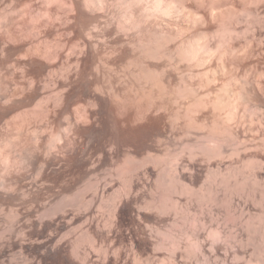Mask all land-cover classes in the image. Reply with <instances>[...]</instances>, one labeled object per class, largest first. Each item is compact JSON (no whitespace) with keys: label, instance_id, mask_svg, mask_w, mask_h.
<instances>
[{"label":"bare ground","instance_id":"bare-ground-1","mask_svg":"<svg viewBox=\"0 0 264 264\" xmlns=\"http://www.w3.org/2000/svg\"><path fill=\"white\" fill-rule=\"evenodd\" d=\"M110 1H112V4L118 1V4L111 5ZM116 1L0 0V222L3 221L4 214L6 215L5 211H7L8 220L5 216V222L9 223L8 226L5 223L7 227L4 224V228L0 227V264L11 260L21 264L33 263L35 255H22L20 252L19 256L7 259L5 258V252L9 248H19L20 251L21 249L30 248L34 250L39 247L38 245H45L46 240L57 242V240L61 241L64 236L70 234L74 236H72L73 240H71L70 246L71 251L74 253L78 245L76 235L83 232V230L86 233L85 229L90 228L88 223L91 225V220H93L91 218L95 217L93 216L95 210L103 208L106 213L109 211H106V209L109 207L107 203H109L108 198L110 195L108 197L104 196V188L107 184L104 183L103 189L102 185L100 189L103 191H101L94 180L98 163L97 158L95 159L97 148L94 147V141L96 116L100 112L103 102H121L126 98V96L123 99L119 98L121 97L120 94L113 90V83H111L113 74L110 68L108 71L106 70L107 72L102 68H105L106 63L112 59L111 56H116L115 59L120 58V61L122 58V62L126 61H124L126 64L124 63V68H121V71L127 76L123 77L129 78L125 79L126 83L123 85H125L126 94L129 93L127 97L129 96L134 105L131 107L125 105L127 108L122 109L123 112L120 115L118 114L120 117L118 124L128 128L138 125L142 121L146 114L143 112L141 102L144 99L146 100L147 96L144 98V95L147 93L148 96L150 93H157L158 97L155 95L149 97H156V100L159 98L158 101H175L174 103L177 100L181 101V99L185 101V98L190 94L193 99L192 102H187V109L185 108V110L188 112L184 117L190 111L191 113H193L192 111H200V115L201 112L202 115L204 114L203 119H208L209 115L206 110L209 109L211 120L208 125L206 123L209 121L204 122L197 118L198 121L194 117L189 120L186 118L189 122L186 125L187 128H184V132L188 134L189 132L200 133L203 131L202 129L209 126V133L206 136L217 142H215L216 145L207 147L195 141V143L191 142L190 144L189 140L187 143L190 146L192 145L189 149V155L196 157L197 154L200 153V156L202 153V155H206L205 157H222L220 160L217 158L219 161L214 164V168L211 169L212 165L207 168L210 173L206 176L209 186L208 195L206 194V196L213 198V193L215 194L216 190L215 186H218V183L229 184V182H233L236 184L239 181V186H244L249 180V183L252 181L255 187L264 186V137L261 135L262 137L259 138V142H261V146H259L261 152L259 153V151L249 152L253 150L251 149L252 145L247 142V139L250 138H239L238 136L239 130L242 133V128H244V135H249L248 132L254 134V129L252 130L250 127V124L253 125L251 121H254V118L258 121L255 123H258L260 128L264 130V65L263 67L261 65L260 69H257L258 71L255 70L258 73L256 75L257 79H252L248 73L251 74L250 72L253 71V61L252 65H249L251 71L246 70L247 75L240 81V86L238 84L239 79L236 82L237 84L235 83L239 86H235L237 89L233 88L231 90L230 87V91L226 89L229 93H226V97H223L224 93L223 98L217 95L213 98L208 97L213 92L217 93L213 89H211L213 92L209 91L210 88L204 90L205 94L201 97L197 94L203 86V81L207 84H216L217 76L226 74L229 71L228 65L230 63L228 64V62L230 60L235 63L237 59H243L252 54L254 40L258 36L260 37L259 34H264V0ZM259 30H262V32ZM255 51L257 53V50ZM97 54L101 55L98 59L95 58ZM259 55L256 58L254 67L260 61L264 64V50L261 48ZM94 59L97 61L95 60V62ZM234 65L236 64H233L235 69ZM178 77L182 78L183 82L184 78L186 80V77H188L191 83L189 82L188 86L183 85V89H180L182 86H177L178 83L177 87L175 86L177 89L172 90L171 87L174 85L171 84ZM120 79L122 78L120 77ZM195 79L198 82L200 80L202 85H198L200 84L198 82V84H193L192 81L194 82ZM196 84L198 87L195 86ZM114 87L116 88V85ZM222 88L225 87L221 85V90ZM154 89H156V92L153 93ZM145 90L148 91L146 94ZM153 98L151 97V100ZM127 103L129 104V102ZM150 106L153 105L150 103ZM164 107L166 106L164 105ZM239 107L243 108L245 113L238 111ZM222 111H225V117L223 116L225 122L220 118ZM239 112L244 114H239ZM246 113L250 114L251 121L246 119ZM243 115L246 117H243ZM242 120L243 122H250L247 123L248 128H246L248 125H244L245 123L242 124L245 127L242 126L239 130L235 129L236 127L229 126L233 122H236V124L241 123ZM229 122L232 123L228 124ZM218 123L220 126H224L226 123L228 125L220 128ZM236 126L238 128L239 124ZM173 129L175 130V128L168 129L167 127V129L160 132L164 137L165 133H171L174 131ZM166 134L167 137L170 135ZM221 134H223L222 137L227 135L229 137L228 141L231 139L237 143L234 148L232 147L233 150L229 154H225L223 143L218 142L222 139L220 138ZM188 144L185 145L189 147ZM111 150L107 154L110 153L109 155H111ZM126 152L128 154L129 151L126 150ZM133 153V155H130V153L128 155L130 159L127 160H130V162H125L126 165L124 164V168L122 167L126 172L124 174H128V177L125 175L128 180L124 189V195L127 198L132 196V190L133 193L135 190L137 192L142 186L138 182V179L141 178L139 170L149 162H158L156 156L149 160L146 157L145 160L139 158L136 151H133ZM78 154H80V157ZM107 154H104L102 150L100 151V156H104V158ZM190 156H188L189 159H191ZM179 157L181 158V156ZM179 157L175 155V163L172 160L175 164H173V172L176 180L173 179V181L180 184L181 188H179L183 192L184 190L190 191L192 188H189L190 185L187 186V178L183 174L187 167L181 166ZM75 159H77V162L79 161V165L76 163L78 167H74V169L71 167V162ZM207 160V163H209L210 159ZM240 161L241 163L245 162L241 166L247 164V167H250L248 176H244L247 174L243 173L240 167L236 165V162ZM154 166H159V164ZM221 166H224L227 170L226 173L224 172L225 175L220 173ZM122 169L121 171H123ZM198 169L201 170L199 167ZM198 171L195 173L192 171L194 174L190 173L189 178L202 180ZM156 180H158L157 176ZM123 188H121L122 192ZM170 189L176 191L173 186ZM263 189H257L260 192L262 191L261 195L264 194ZM143 191H141L140 197L144 196ZM122 192L119 191L121 196ZM136 192L134 193L135 196H139L136 195ZM185 193L188 192L183 194L185 195ZM256 195L259 194L256 193ZM127 198L125 199L129 200ZM137 198L135 199L137 200ZM150 199L151 204H149L152 205L151 207L161 211L166 209L161 203L160 205L156 204V201H154L156 199L153 197H150ZM204 200L206 199L202 201ZM261 201L263 202V200ZM165 202H168V200ZM116 209L118 208H113L115 212ZM107 215L111 216L112 214ZM85 225H88L87 228ZM88 232L89 235L92 231ZM214 232L217 233L213 231V234ZM54 233L60 234V237L63 238L56 236L57 239L54 237ZM26 236L38 237V245L36 244L38 247L35 244L33 247V244L23 243ZM194 243L195 245L186 252L190 255L189 257L195 259L196 264H200L201 256L202 258L204 256L207 260V255L206 252L200 250L202 245L200 246L199 241H192V244ZM255 250L257 251V249ZM236 255V258L240 259L244 256L239 253Z\"/></svg>","mask_w":264,"mask_h":264},{"label":"rangeland","instance_id":"rangeland-1","mask_svg":"<svg viewBox=\"0 0 264 264\" xmlns=\"http://www.w3.org/2000/svg\"><path fill=\"white\" fill-rule=\"evenodd\" d=\"M111 2L112 1H110V3ZM114 4H118V1H116V3L114 2ZM114 4L111 3V5H114ZM259 31H258V34H259ZM260 32H262V30ZM262 34L263 33L259 34L260 37L258 36L259 38L257 37V39L254 40V46H253L254 50L253 51L257 50V53H256V51L255 52L252 51V54H250L246 58H243V59L240 58L239 60L237 59L235 61V63H232L231 62L232 60H230L228 62V64L229 63L230 64L228 65L229 71L227 70L228 72H226L227 75L225 73L218 75L216 78V80H217L216 84L210 83L211 84L210 85L209 83L207 84L206 82L203 81V86H201V88L199 87L202 92L199 89V91L197 93L198 96L201 97V95L205 94L204 90H206L207 88L209 90V88H210L209 91L213 92V90H214V91H217V93L213 92L208 97L213 98V96L215 97L216 95L219 97H222L223 93L225 94L223 97H226V93L229 94L228 90L230 88H231V90H233V88L237 89V88H235V86L236 87L238 86V85H236L237 84L236 82L239 79L240 80L238 81V84L240 86V81H242V79L245 78V76L247 75L246 70L251 71L249 65H252L253 61H254L253 65H252L253 71L250 72L251 74L248 73V75H249V77H252V79L253 78L255 79L257 77L256 75L258 74L257 71L260 69L261 65H262V67L264 65L263 62L260 61L262 64L260 62H258L257 64H255V67H254V63H256L255 61L257 60L256 58H258L260 56L259 55L260 54V48L264 50V34H263V36H261ZM252 55H255V56H252ZM100 56H101L100 54L99 55L97 54V56L95 58L98 59ZM111 57H112V59L110 61L109 60L108 61L111 62L112 64L108 62V63H106L105 68L104 67H102V68L105 71L106 70L108 71L110 68V71L113 74V76H112L113 78H111L112 79L111 83H113L112 84L113 90L117 94H120L121 97H119V98L123 99L126 96L127 99L125 98L124 101L122 100L123 101V102L121 101L122 103L120 101H112V103L110 101L109 102H106V101L103 102L104 104L102 105V107H100L101 108L100 112L96 116L98 118V119L96 118V132L97 133L95 132V141L96 142L94 141V147L97 148L96 154H95V159L97 158V160H98L97 167H96V173H95L96 175L94 174V180L98 184L99 189L102 187V185H103V187H102V189H103L104 185L107 184L105 186L106 188H104V196L108 197L110 195L108 198L109 203H107V206L109 205V207H107L108 209H106V211L109 210L110 213H108L109 211L106 213L103 208H99V209L97 208L95 210V212L93 213L94 214L93 216H95V217L91 218V219H93V220H91V222H92L91 225H90V223H88L91 229L87 228L88 225H85V227L87 228V229H85L86 233L82 229L83 232H80L76 235L78 245H77V247H76L77 249H76V251H74V253L71 251V248H70L71 243H72L71 240H73L74 236L72 234H70L71 236L70 235L64 236V239H62L60 241V240H57L60 237V234L57 235V233L56 234L54 233L53 234V235H55L54 237H56V236L58 237V238L56 237L57 239L55 238L58 243L56 241L50 242V241L46 240L47 243L44 242L45 245L40 246L37 244V242L39 240L38 237L26 236L23 243L31 244V245L33 244L32 245L33 247L35 244L36 247H38V246L39 247L37 249H34V250H33V248L25 249V250L21 249V251L19 248H17L19 251L16 248H12V249L9 248L5 252V255H6L5 258L8 259V258H12L13 256H19L20 252H21L22 255H35V260L33 261V263L31 262L29 264H160V263L161 264H163V263L164 264H175V263L176 264H193V263L196 264L195 259L192 257H189L190 255H188L187 252H188L189 248H191L193 245H195V243L192 244V241L193 242L199 241V244L201 243L200 246L202 245V247H200V250L203 251L204 253L206 252L205 254L207 255V258H206L207 260H205L204 256H203V258L201 256L200 264H264V233H263L264 232V226H263L264 225V194L261 195L262 191L260 192V190L259 191L257 190L260 188L262 190L264 186L262 187L260 185L259 187L258 186L255 187L252 184V181H250L251 184L249 183V180L247 181V183L249 185L246 183L244 186H239V181L236 184H234L233 182L232 183L229 182V184L228 183H225V184L224 183H222V184L218 183L219 185L216 184L218 186H215L216 190H215V194L213 193L214 196L211 195V196H213V198L210 196H206V194L208 195L207 190L209 188L207 181H206V176L209 175V173H210V171H207L208 170L207 168H210L211 165H212L211 169L214 168L215 167L214 164H216L217 161H219L222 157L221 156H218V157H216V156L215 157H208L207 156V157H205L206 155H202V153L200 156H199L200 153L199 154L196 153L197 154V155L195 154L196 157H192L189 155V152H190L189 149H191V147H192V145L190 146L191 142H194V141L199 142L203 146H207V147H212V145L213 146L216 145L215 142H217V141L214 142V141H212V139L209 136H206V134L209 133V126L208 127L206 126L204 129H202L203 131L200 133L189 132V134H188V133L184 132V130L187 128L186 125L189 122V121L187 122V120H189L190 118H193V117L196 120L200 119L204 122L209 121L208 123H206L209 125L210 120H211L210 119L211 118V116H210L211 112H209V109L206 110V112L208 111L207 114L209 115V118H208L209 120L203 119L204 117H202V116H204V114L202 115V112H201V115H200V111L199 112L198 111L197 112L192 111L193 113H191V111H190L188 114L190 117L188 115L186 117H184V115H186L188 112L187 110H185V108L187 109V104L189 102H192L191 101L193 99L192 95L189 94L190 96L189 95L188 96L190 98L188 99V96H187V98H185V101L184 100L182 101V99H181L182 102L180 100H177L176 103H174L175 101L169 102V101L164 100V102H165L164 103L163 100L158 101L159 98H157V100H156V97L153 98L154 95L157 96L156 95L157 93H155V94L150 93V95H153V96H151L153 98V100H151V97H149L150 95L148 96V93H147L148 91L145 90V94L146 93L147 94L144 95V98L146 96L148 97V99L150 98L148 101V99L146 97V100L142 99L143 102H141L142 103L141 106H143L142 107L143 112L146 114V115H144L145 117L142 119V121L139 122L140 124L139 123H138V125L136 124L137 126L133 125V126H130L128 128L122 127L121 124H118L119 123L118 119L120 118L119 115L121 114V112H123L122 109L127 108V107H131L133 105V102L129 98V96L127 97V95L129 93L127 92V94H126L125 85H123L126 83L125 79L129 78V77L128 78L123 77L126 75H124V72L121 71V68H124L123 65L126 61L123 59L125 62L124 61L122 62V58H121V61H120V58L115 59L116 56L115 57L111 56ZM95 60L96 59H94V61ZM243 60H246L247 62L243 61ZM238 61H239V63H238ZM107 64H108V66H107ZM233 64H236V65H234L236 70L234 69ZM230 66H232V67H230ZM229 67H230V69H229ZM231 69H232V71H230ZM255 70H257V71H255ZM233 71H234V73H233ZM116 74H118V75H116ZM118 77H119V79H118ZM120 77L122 79H120ZM235 77H237V78H235ZM115 79H118V80H115ZM187 79L189 80L188 77H186V80L184 78V82H183L182 78L181 79H180V77L176 78V81H174V83L172 82V84H171V85H174L171 87V88H173L172 90L177 89L176 87L179 85L182 86L180 89H183V85L185 86V84L187 85L190 82V80L188 81ZM230 79H231V82H230ZM180 80H182V81H180ZM195 81H196V79L194 80V82L192 81V83L195 84L198 82V80L196 82ZM127 82H128V80H127ZM198 83H200V80ZM114 84L116 85V88L114 87L115 86ZM197 84L195 86L198 87V85H202V82L198 85ZM204 84H206V85H204ZM221 85H222V87H225V88H222V90H221ZM219 87H220V91H219ZM202 88H203V90H202ZM215 88H218V89L215 90ZM211 89H213V90H211ZM226 89H228V90L226 91ZM218 91H219V93H218ZM152 92L153 93L156 92V89H154V91H152ZM122 93H123V97H122ZM220 93H221V95H220ZM103 98H105V100H108V99H106V97H103ZM127 102H129V104ZM150 103L153 106H150ZM146 104H147V106H146ZM108 105H109V107H108ZM164 105L166 107H164ZM120 106H121V108H120ZM111 108H112V110H111ZM239 108H238V111L244 110L243 108H240V109ZM224 112L225 111H222L221 113L224 114ZM243 112H241V113L239 112V114H242ZM222 114L220 115V118L223 119V116L225 117V114L224 115H222ZM176 115H177V117L175 118ZM245 115H247L246 119L248 121L252 120L250 118V114L246 113ZM199 117H201V118H199ZM243 117H246V116L243 115ZM114 118H117V119L114 120ZM186 118H188V119L186 120ZM220 118H219V120H220ZM252 118H254V117H252ZM246 119H245V121H246ZM223 120H222V122H223ZM225 121L226 120H224V122ZM248 121L243 122V120H242L241 123L236 124V122H233V124H231L232 122L231 123L229 122L228 124H231L229 126H231V127L233 126V128L236 127L235 129L239 130L242 128V126L248 125L250 123V122L248 123ZM224 122H223V124H224ZM252 122H253V125L255 124V126L250 124L251 125L250 127L252 128V130L254 129V134L252 132H251L252 134L250 132H248L249 135L248 134L244 135L245 134V133H243L244 128H242L241 132L243 133V135L245 137L243 135H241L242 133H240V130H239L238 136H239V138L240 137L241 138L242 137L243 138H246V137L250 138V139H247V142L252 145L251 149H253V150H251L249 152H258L259 151V153H260L261 151L259 149L261 147H259V146H261L260 145L261 142H259L260 141L259 138L261 135L264 137V134H263L264 130L262 128H260L258 123H255V122H258V121H256L255 118H254V121H251V123ZM228 124L226 123V125H228ZM238 124H239V126L237 128L236 125H238ZM242 124H244V125H242ZM218 125H219V123H218ZM226 125H224V126H226ZM240 125H241V127H240ZM222 126L223 125H221V126L219 125L220 128ZM167 127H168V129H170L171 127L175 128L176 131L173 129L174 131H172V132L174 134L172 132L167 133V134L165 133L166 135H168V134H170V135L167 137L164 134V137H165L164 138L163 134L160 131L163 129H167ZM248 127H249V125L246 126V128H248ZM257 127L260 129L258 130ZM256 130H258L257 133H255ZM261 130H262V132L260 133ZM184 134H185V136H184ZM257 134H258V136H257ZM195 135H198V136H195ZM222 135L223 134L220 135V138H222V139L224 138V139L223 140L220 139V141H218V142L223 143V148L225 150V154H229L231 152V150H233V148L236 146L235 144H237V143H235L231 139L228 141L229 137H227V135L222 137ZM252 136H254V137H252ZM166 137H167V139H166ZM189 140H190V144L187 143ZM114 142H116V143H114ZM185 144L186 145L188 144L189 147H187ZM218 144H220V143H218ZM109 146H111V147H109ZM101 150L104 152V154H107L110 150L112 151V153H111V155H109L110 153L107 154V156H105V158H104V156H100ZM126 150L129 151L128 154H127ZM133 151H136V153L138 154L137 156L139 158H142V159H145L147 157L149 160V159L153 158V156L154 157L156 156V158H158L157 163H150L149 162L146 166L142 167V169L139 170V176L141 178L138 179V182H139L140 186L142 185L141 186L142 188L139 186L140 187L139 190H141V191L144 190L143 193H144L145 197L144 196L140 197V193H142V192L140 191V193H138L139 190L137 192H136V190L134 191V193L136 192V195H139V196H135V194L133 193V190L131 193L133 197L130 196L127 198L124 195V189L126 186L125 184H127V180H128V178H126V176L128 177V174H124L126 172L124 171V169H122V167L124 168V164L126 165V163L128 161L130 162V160H127V159H130L128 157V155H129V153H130V155H133L134 154ZM117 152H119V153L117 154ZM98 153H99V155H98ZM78 155L80 157V154H78ZM175 155H178V157L181 156V158L179 157L180 158L179 160H181V161H179V162H181L180 163L181 166L187 167V168L185 167L186 171L184 170L183 174H184L185 178H187L186 179L187 186L190 185L189 188L191 187L192 190L191 189H190V191L184 190V192H188V193H185V195L183 194L184 193L183 190L180 189L181 188L180 184L175 182L176 180L174 179L175 173L173 172L174 171L173 164L175 163L174 162ZM173 156H174V158H173ZM188 156H190L191 159H189ZM123 157H124V159H123ZM207 159H210L209 163H207L208 162ZM172 160L174 163L172 162ZM191 160H193V161H191ZM73 161L71 162V164H72L71 167L77 168L78 167L77 165H79L78 164L79 161L77 162V159H75ZM107 162H108V164H106ZM76 163H77V165H76ZM242 163H241V161L236 162V165L238 167H240V169L243 171V173L247 174L244 176H248L249 171H250V167H247V164H245L244 166H241V165H243ZM156 164L157 165L159 164V166H154ZM182 164H184V165H182ZM116 166H118V167H116ZM200 166H204V167H200ZM188 167H190V168H188ZM198 167L201 170H199ZM154 168L156 170H153ZM221 168H222V169H220L221 175H225L227 170L225 169L224 166L223 167L221 166ZM121 169L124 172L121 171ZM211 169H209V170H211ZM171 170H172V172H171ZM192 171L194 173L198 171L200 178L202 177L201 178L202 180L199 181L198 179L197 180L196 179L192 180V178L190 179L189 177H190V175H191L190 173H192ZM160 172H161V174H160ZM140 173H141V175H140ZM194 173H192V174H194ZM222 173H224V174H222ZM162 174H163V176H162ZM166 175H168V176H166ZM156 176H157L158 180H156ZM169 176L172 179H170ZM103 179H106V180H103ZM125 179H126V181H125ZM173 179L175 181H173ZM101 180H103V181H101ZM188 181H189V184H188ZM110 182H112V183H110ZM123 184H124V186H123ZM177 185H178V187H176ZM224 185H226V186H224ZM230 185L233 186L232 188H234V189H232ZM172 186L176 188L175 192L172 189H170V188H172ZM153 187H154V189H153ZM239 187H241V188H239ZM121 188H123V192H122ZM102 189H100V190L103 191ZM100 190H99V192H100ZM118 190L120 191V193L122 192V196ZM117 192H118V194H117ZM231 192H233V193H231ZM148 193H150L151 195ZM256 193H258L259 195H256ZM263 193H264V189H263ZM119 196H121V197H119ZM160 196L163 198H161ZM249 196L250 197L252 196V197L250 198ZM150 197H153L154 199H156V200H154V201H156V204L160 205V203H161V205H163V207L168 209V210L166 211V209H164L161 211V210H157V209L151 207L152 205H150L151 204L150 203L151 202ZM214 197L216 198V200ZM125 198H127L131 201L126 200ZM131 198H133V199H131ZM135 198H137V200ZM203 199H206V200L202 201ZM167 200H168V202H165ZM261 200H263V202ZM172 202H173V204H171ZM170 205L171 206L173 205V206L171 207ZM148 206L151 209H149ZM189 206H191V207H189ZM110 207L111 208L113 207L114 209L115 208H118V209H116V212H115L113 210V208L111 209ZM118 210L120 212H117ZM113 211L116 215L113 213ZM164 212H166V213H164ZM5 213L7 215V211H5ZM107 214H112L111 215L112 217L110 215H107ZM6 215L4 214V217L2 219L3 223L0 222V227L4 228L6 226V224H7V226L9 225L8 222H5V216ZM228 217H230V218H228ZM231 218H233V219H231ZM6 219H7V216H6ZM250 222H251V224H250ZM247 223H249V224H247ZM253 228L255 229V231ZM87 230L90 232L92 231L91 234H89L91 236V238L87 234V233H89ZM257 230H259V231H257ZM213 231H216L217 233L214 232V234H213ZM60 238H63V237H60ZM202 238H204V239H202ZM197 239H199V240H197ZM85 241H87V242H85ZM92 242H93V244H92ZM67 243H68V245H67ZM222 243H224L225 245ZM79 244H80V246H79ZM52 246H53V248H52ZM229 246H230V248H229ZM226 247H227V249H226ZM255 249H257V251ZM209 250H210V252H209ZM244 250H245V252H244ZM241 252H243V253H241ZM35 253H37V254H35ZM235 253L236 254H238V253L243 254L244 256L241 259L236 258L237 255ZM214 255L215 256L218 255V256L215 257ZM4 264H21V263H17L16 261L11 260V261H6Z\"/></svg>","mask_w":264,"mask_h":264}]
</instances>
